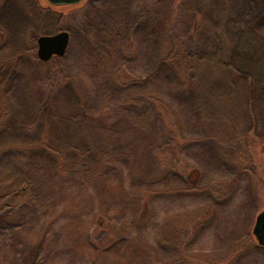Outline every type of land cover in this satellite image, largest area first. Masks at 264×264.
Listing matches in <instances>:
<instances>
[{
    "label": "rangeland",
    "instance_id": "obj_1",
    "mask_svg": "<svg viewBox=\"0 0 264 264\" xmlns=\"http://www.w3.org/2000/svg\"><path fill=\"white\" fill-rule=\"evenodd\" d=\"M40 1L60 13L58 29L69 33L63 64L77 77L84 103L71 102L59 67L50 71L27 59L11 72L13 100L23 82L47 112L117 134L106 169L88 184L72 164L48 180L22 164V150L0 159V170L26 172L46 201L42 210L23 205L0 214V230L9 232L0 239V264H264L252 233L264 209V86L242 105L238 125L212 137L157 47L165 26L190 52L226 56L220 41L229 46L237 29L251 26L264 38V0H204L209 31L199 40L190 34L196 12L183 9L191 0H166L169 13L156 19L150 10L157 0ZM107 19L119 26V36L110 56L96 64ZM115 72L120 80L144 79L149 94L126 108L152 107L148 130L119 113ZM195 167L200 178L191 188L186 178Z\"/></svg>",
    "mask_w": 264,
    "mask_h": 264
},
{
    "label": "trees",
    "instance_id": "obj_2",
    "mask_svg": "<svg viewBox=\"0 0 264 264\" xmlns=\"http://www.w3.org/2000/svg\"><path fill=\"white\" fill-rule=\"evenodd\" d=\"M183 9L197 15L196 24L190 31L192 37L196 40L205 37L210 19L205 1H187ZM169 10L168 1L157 0L150 16L155 19L167 16ZM60 17V13L44 6L40 0H0V159L12 149L22 150L26 155L22 164L43 173L48 180L64 175L68 165L72 164L81 181L88 184L106 169L116 130L47 112L23 82L18 85L19 96L13 100V88L9 83L11 72L21 59L50 71L59 67L62 85L71 102L77 106L84 103L77 77L63 64L64 55L42 61L36 54L37 37L59 31ZM103 32L93 53L96 64L110 56L119 36V26L107 19ZM234 34L229 46L223 38L220 41V49L228 51L226 56L220 51L190 52L185 48L183 38L165 26L157 36L162 61L177 74L179 94H190L192 107L199 112L212 137L221 135L228 125H238L242 105L253 101L264 86V38L251 26L237 29ZM116 75L117 72L113 82L118 101L123 105L119 113L135 127L148 130L155 110L152 107L126 108V105L140 104V97L149 94L144 79L120 80ZM235 75L240 79V85L235 82ZM199 176L196 167L188 172L186 181L191 188L195 187ZM23 205L42 210L46 201L36 192L33 180L26 172L9 167L1 169L0 214ZM8 234L7 229H1L0 239ZM255 240V246L264 250Z\"/></svg>",
    "mask_w": 264,
    "mask_h": 264
},
{
    "label": "water",
    "instance_id": "obj_3",
    "mask_svg": "<svg viewBox=\"0 0 264 264\" xmlns=\"http://www.w3.org/2000/svg\"><path fill=\"white\" fill-rule=\"evenodd\" d=\"M52 5L75 4L81 0H47ZM37 57L47 61L52 56H63L69 43V33L59 30L52 34H42L37 37ZM252 233L258 243L264 247V209L259 211L254 220Z\"/></svg>",
    "mask_w": 264,
    "mask_h": 264
}]
</instances>
